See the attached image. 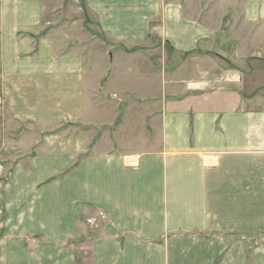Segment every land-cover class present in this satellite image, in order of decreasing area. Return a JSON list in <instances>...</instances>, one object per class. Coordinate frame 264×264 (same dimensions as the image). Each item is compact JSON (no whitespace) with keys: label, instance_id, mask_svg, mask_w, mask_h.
Masks as SVG:
<instances>
[{"label":"crops","instance_id":"0c3cea01","mask_svg":"<svg viewBox=\"0 0 264 264\" xmlns=\"http://www.w3.org/2000/svg\"><path fill=\"white\" fill-rule=\"evenodd\" d=\"M46 1L59 10L60 0H0V94L35 91L42 102L34 117L50 95L56 120L61 98L69 104L63 119L100 122L87 83L108 73L106 98L117 114L100 116L120 123L99 134L90 157L62 180L54 177L86 151L84 136L46 135L32 152L15 143L19 161L11 180L0 182V264H264V84L252 89L240 78L264 75V65L246 66L264 53L247 54L242 72L228 67L231 55L197 50L213 35L178 8L83 0L105 44L144 41L162 17V46L117 51L108 72L106 51H29L19 37L43 29ZM71 2L74 15L79 0ZM243 10L246 21H264V0H245ZM144 58L160 60L157 78L140 76ZM168 59L177 61L171 69ZM143 80L151 91L144 99Z\"/></svg>","mask_w":264,"mask_h":264},{"label":"rangeland","instance_id":"374dc122","mask_svg":"<svg viewBox=\"0 0 264 264\" xmlns=\"http://www.w3.org/2000/svg\"><path fill=\"white\" fill-rule=\"evenodd\" d=\"M155 1L162 7L178 8L184 18L196 21L208 33L213 35V39H205V42H201L197 50L217 51L225 56H233L234 53H236V56H230L232 63L229 64V68H235L243 72L242 68H245L244 62L246 61L245 56L247 54H250V52L264 53V21L248 22L245 20L243 14L245 0ZM59 2V10L56 11L52 10L54 3L51 1H46L47 7L45 9L44 27L38 34L22 33L19 37L22 40L30 43L29 45H31V47L29 51L31 53L38 51L41 45L47 46L46 48L52 50H59L61 54H66L69 52L82 54L83 52H87L89 50L106 51V61L108 63L109 72L113 62L112 59H115V56L118 53L117 51H141L146 49L152 50L156 47L162 46L160 44L159 37L163 36L164 29L161 26L162 17L160 16L157 17V20L150 23L148 32L149 38L145 39L144 41L142 40L135 44H123L121 42H113L108 39L107 43L105 44L101 42V40H105L104 36L99 34L95 26L92 24L95 23L94 20H92L90 15L86 13L84 8H82V5H84L83 0H79V3L76 4V6H78V10L74 15L72 13L73 4L71 0H60ZM67 19L77 20L76 22H78V24L76 26H68L65 22ZM90 24L92 27L89 26ZM174 31L179 33V28H174ZM96 38L99 41H97ZM163 47L166 51H170L168 44L165 43V46ZM140 61L141 66L139 72L141 77H145L147 80H149L148 78L151 79L154 76L155 78L158 77L157 71L160 69V60L144 58ZM172 61L173 60L168 59L169 68L174 67L177 63L175 60L173 63H170ZM261 61L247 59L246 66L249 68H261L264 65V59H261ZM99 62L103 63L104 60H97L98 65ZM151 64H155V70H152ZM109 76L110 75L107 73L103 77L99 76V78L95 80H88L87 83L88 87L92 89L95 88L94 90H89L86 92L88 100L87 102L95 104L96 108L98 109L101 108V111L95 108L94 111H92L94 113L97 112V117L93 118H96V120H99L100 122H80L63 119V114H67V110H69V104L66 99L62 100L61 98L59 99L61 115L60 119L56 120V118L52 116L51 110L53 109V101L50 95L43 96L42 106L44 107V111L43 113H39L37 117H34L33 115H36V111H33V107H35L37 103L42 102L40 96H34L35 91L20 92L18 90H13L11 91V95H7L2 92L3 94H0V129L3 132L5 140L3 142L4 144L0 145V161L4 165V175L0 182H8L13 176L15 163L19 161V155L16 154L18 150L16 151L14 149L16 148L15 146L17 143L18 145L24 143L28 146V152H32L39 149V147L36 148L35 145L38 144L37 142L40 143L42 140L41 138L46 135H52L54 133H70L84 136L87 144L86 151H82L76 155L75 165L71 166L70 169L60 172L54 177L58 180L66 178L68 174L72 173L74 167L77 168L80 163L90 157L91 152L89 151V147L91 143L95 141L97 136L104 130H114L120 123L118 117L115 119L114 116L107 122L105 118L103 119L100 116H107L108 114L111 116L112 113L115 115L117 114L115 106L107 100V98H111V96H106V94L110 93V91L108 90V92L104 88V84L107 83ZM17 78L18 76L13 75V81L17 80ZM240 78H242V81L245 82L246 85H249L248 87L252 89H260V84H264L263 74L242 75ZM45 82H47L48 86L50 87L56 86L55 81L51 78H48ZM145 82V80L140 82V86H144V84H146ZM147 85L148 84L145 85V90H140L138 92L139 95L143 97V99L145 97H149V92H151L148 91ZM59 86H61V88H66L67 81H60ZM153 91L154 93H157V91ZM7 93L9 94V91H7ZM143 99L141 98L140 100ZM131 102L132 101L129 100L128 103L125 102L124 104L125 108L129 110V113L131 110ZM26 104L32 108L31 112L28 110L29 114L23 113V105ZM143 108L144 109L141 111L146 112L145 110L147 109V106ZM121 109L122 107H120V110ZM106 110L108 111V114L106 113ZM9 147L11 149H9ZM24 157H27V155H20V159ZM26 161L27 159L22 160V162Z\"/></svg>","mask_w":264,"mask_h":264}]
</instances>
